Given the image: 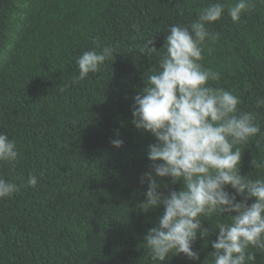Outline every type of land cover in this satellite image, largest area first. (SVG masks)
Returning a JSON list of instances; mask_svg holds the SVG:
<instances>
[{
    "label": "trees",
    "instance_id": "obj_1",
    "mask_svg": "<svg viewBox=\"0 0 264 264\" xmlns=\"http://www.w3.org/2000/svg\"><path fill=\"white\" fill-rule=\"evenodd\" d=\"M214 2L0 0V133L19 152L14 165L0 162V177L17 185H26L30 173L38 178L35 188L0 199V264H151L144 236L163 206L145 213L139 205L155 137L134 127L132 105L158 67L170 26L190 25ZM219 2L224 14L207 25L200 63L220 74L212 87L231 91L240 112L255 114L260 132L239 146L240 174L264 179V106H257L264 99V0H251L237 23L228 15L237 0ZM150 37L157 49L151 56L139 52ZM103 47L113 55L76 80L79 56ZM116 138L119 148L111 144ZM159 183L164 195L183 187L167 177ZM201 223L210 235L193 244L199 260L180 254L162 264H204L218 229L213 220ZM249 251L264 264V253Z\"/></svg>",
    "mask_w": 264,
    "mask_h": 264
},
{
    "label": "clouds",
    "instance_id": "obj_2",
    "mask_svg": "<svg viewBox=\"0 0 264 264\" xmlns=\"http://www.w3.org/2000/svg\"><path fill=\"white\" fill-rule=\"evenodd\" d=\"M250 7L251 0H237L228 8V15L237 23ZM224 10L217 0L201 8L190 25L170 26L158 67L147 75L146 86L134 97L132 124L155 137V143L147 147L150 170L140 177L142 185L147 182V190L139 207L147 213L163 206L157 225L144 236L143 248L151 264H162L180 254L198 261L193 244L198 238L207 243L210 235L202 218L213 220L218 229L211 242L214 251L204 264H255L256 255L249 249L264 253V179L240 174L239 147L257 135L260 127L254 113L238 110V96L210 85L220 74L200 63L201 46L210 37L207 25L220 20ZM134 29L139 31L138 26ZM154 44L151 37L146 39L139 52L157 53ZM113 51L111 47L84 51L76 60L79 75L75 79L83 81L98 72ZM257 106H264V99ZM116 134L118 137V130ZM111 144L119 148L123 141L116 138ZM18 156L16 142L0 133V162L14 165ZM252 165L256 167L254 160ZM165 177L172 184L182 182V189L161 193L159 181ZM37 183V176L31 173L26 185L0 177V199L11 198L20 187L35 188ZM237 195L242 197L240 201ZM221 217L230 223L221 222Z\"/></svg>",
    "mask_w": 264,
    "mask_h": 264
}]
</instances>
